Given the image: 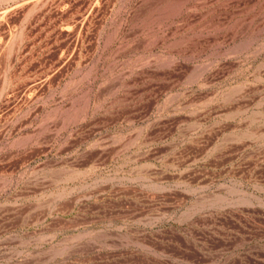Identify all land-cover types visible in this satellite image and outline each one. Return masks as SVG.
Wrapping results in <instances>:
<instances>
[{
    "label": "rangeland",
    "instance_id": "1",
    "mask_svg": "<svg viewBox=\"0 0 264 264\" xmlns=\"http://www.w3.org/2000/svg\"><path fill=\"white\" fill-rule=\"evenodd\" d=\"M0 264H264V0H0Z\"/></svg>",
    "mask_w": 264,
    "mask_h": 264
}]
</instances>
